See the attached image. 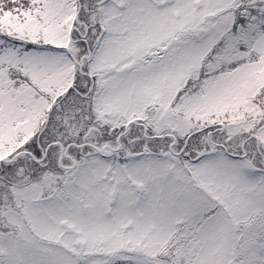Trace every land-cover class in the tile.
Returning <instances> with one entry per match:
<instances>
[{
  "label": "snow or ice",
  "instance_id": "obj_1",
  "mask_svg": "<svg viewBox=\"0 0 264 264\" xmlns=\"http://www.w3.org/2000/svg\"><path fill=\"white\" fill-rule=\"evenodd\" d=\"M0 264H264V0H0Z\"/></svg>",
  "mask_w": 264,
  "mask_h": 264
}]
</instances>
